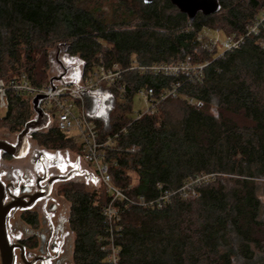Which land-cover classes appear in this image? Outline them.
Segmentation results:
<instances>
[{"label":"trees","instance_id":"obj_1","mask_svg":"<svg viewBox=\"0 0 264 264\" xmlns=\"http://www.w3.org/2000/svg\"><path fill=\"white\" fill-rule=\"evenodd\" d=\"M219 2L220 12L190 23L170 0H0V78L25 75L32 85L48 86L55 48L80 59L83 79L101 63L127 70L121 83L128 93L110 89L119 108L110 133L124 130L104 154L115 187L133 200L154 201L159 184L176 191L215 175L197 198L174 196L149 208L120 202L121 229L112 236L105 187L90 192L82 183L66 185L75 264H264V24L248 34L263 16L264 0ZM205 30L245 41L220 53L199 40ZM186 61L209 65L200 78L129 70L135 63ZM174 83L176 96L155 114L128 117L139 90L153 88L159 99ZM34 115L30 96L11 94L0 120L19 132ZM32 138L47 150L81 155L78 137L56 124ZM113 248L117 263L109 258Z\"/></svg>","mask_w":264,"mask_h":264},{"label":"built area","instance_id":"obj_2","mask_svg":"<svg viewBox=\"0 0 264 264\" xmlns=\"http://www.w3.org/2000/svg\"><path fill=\"white\" fill-rule=\"evenodd\" d=\"M264 24V13L255 26L250 28L248 34L255 33L258 28ZM199 40L208 43L210 48L218 49V44L213 40L210 34L205 30L199 36ZM245 41V36L227 35L226 40L222 43L224 52L235 51L241 48ZM220 52V53H224ZM135 67L129 70H140L141 72L153 71L162 73L167 76H195L200 78L204 69L209 63L194 66L191 61L181 62L174 65H155L152 67H140L135 63ZM127 70H123L118 64L110 67L105 63H101L87 78H81L76 82H54L46 87H38L28 82L25 75L14 78H0V112L7 111L10 106V95H28L31 97L32 109L33 99L38 95H44L45 98L40 101L39 106L49 115L51 122L56 120V125L61 132L78 137L81 145V161L87 165L98 178L101 185L110 195V202L104 209V213L109 222V233L114 234V229H121V211L119 203L126 205H136L143 208H149L154 205L163 207L174 196L183 199H192L199 196L198 188L208 182L215 175H206L192 180L184 187L176 191H166L162 185H158L161 191L159 198L154 201H147L144 196H140L137 200L131 199L124 191L115 187L112 176L108 173V162L104 156L106 150H111L115 140L123 133L124 130L111 134L106 133L103 137L97 122L89 115L86 106V98L93 92L106 88L109 92L113 89L118 96H124L128 93L126 84H122L124 74ZM173 89L164 93L161 98H155V90L146 88L138 91V94L144 97L148 108L140 113L143 115H153L158 110L162 101L169 96H176L180 87L179 83L172 85ZM105 90V89H104ZM134 98V97H132ZM153 101V102H152ZM192 101V100H191ZM76 109L79 111L76 114ZM135 148L131 149L134 152ZM106 169L104 173L103 170ZM132 186L129 187V189ZM113 263H117V249L113 248L109 257Z\"/></svg>","mask_w":264,"mask_h":264},{"label":"flooded vegetation","instance_id":"obj_3","mask_svg":"<svg viewBox=\"0 0 264 264\" xmlns=\"http://www.w3.org/2000/svg\"><path fill=\"white\" fill-rule=\"evenodd\" d=\"M1 141L16 145L18 136ZM30 151L29 146L22 159L4 153L0 156V181L5 187L0 204V264H75L71 202L61 185L74 183V175L55 180L70 172L55 173L53 168L58 165L46 153L30 156ZM27 158L21 167L10 164Z\"/></svg>","mask_w":264,"mask_h":264},{"label":"rangeland","instance_id":"obj_4","mask_svg":"<svg viewBox=\"0 0 264 264\" xmlns=\"http://www.w3.org/2000/svg\"><path fill=\"white\" fill-rule=\"evenodd\" d=\"M105 10H109L108 5H104ZM110 13V12H109ZM210 34L211 38L215 40L218 44V48L220 52H224L222 48V43L226 40V35L223 33H217L207 30ZM104 48L108 47L107 42L102 39L99 40ZM52 61H51V70L49 73V79L62 77L66 82H76L83 76L84 65L80 61L79 58H75L70 56L65 50L59 49V51L55 49L52 50L51 53ZM103 60L101 59V62ZM106 90V88H103ZM86 106L89 110V115L98 123L102 125V131L105 133H110L112 131V118L119 111L118 108V99L113 92H96L88 95L86 98ZM148 108L146 100L141 95H136L133 99V110L129 112L128 117L131 119H136L139 113H143ZM76 114L79 111L76 109ZM7 111L0 112V116H5ZM34 118V116H33ZM3 121L0 120V140L5 139H14L19 135V132H12L7 126H3ZM56 124V120H53L49 127L39 131L41 133H46L51 127H54ZM33 135V134H32ZM31 151L30 156L33 153H46L48 157L52 160V162L58 167L53 168L55 173L66 175L71 171L80 170L84 174H75L72 177V182L74 183H82L86 186L88 191H105L104 187L100 184L94 172L81 161V155L78 151L72 150H47L42 146H39L37 142L33 139L29 141ZM29 161V158L26 160L13 161L10 164H13L17 167H21V165L26 164ZM9 164V165H10ZM63 167V170H62ZM56 169V170H54ZM92 174V177H87V175ZM65 187V184H61ZM69 206V205H68Z\"/></svg>","mask_w":264,"mask_h":264},{"label":"water","instance_id":"obj_5","mask_svg":"<svg viewBox=\"0 0 264 264\" xmlns=\"http://www.w3.org/2000/svg\"><path fill=\"white\" fill-rule=\"evenodd\" d=\"M145 4L150 5L154 3L155 0H143ZM172 5L176 7L181 13L185 14L190 23L196 20L199 14L204 16L214 15L221 10V5L219 0H170ZM62 82L64 80L62 77L53 78L51 83ZM45 98L44 95H38L33 99V111L34 118H32L24 127V129L18 135V141L16 145L9 144L5 141L0 140V156L1 153L10 155L16 159L25 158L29 153V139L31 134L34 132L42 131L49 127L51 119L39 106L41 100ZM106 172V169L103 170ZM75 174H84L80 170L71 171L67 176L58 177L55 180H67ZM93 175H87V177H92ZM93 178V177H92ZM5 187L0 181V204L4 198ZM11 208V207H9ZM8 208V209H9Z\"/></svg>","mask_w":264,"mask_h":264},{"label":"crops","instance_id":"obj_6","mask_svg":"<svg viewBox=\"0 0 264 264\" xmlns=\"http://www.w3.org/2000/svg\"><path fill=\"white\" fill-rule=\"evenodd\" d=\"M101 91L109 92L108 90H104V89H100L99 91H96V92H101ZM96 92H93V93H96ZM91 94H92V93H91Z\"/></svg>","mask_w":264,"mask_h":264},{"label":"snow or ice","instance_id":"obj_7","mask_svg":"<svg viewBox=\"0 0 264 264\" xmlns=\"http://www.w3.org/2000/svg\"><path fill=\"white\" fill-rule=\"evenodd\" d=\"M62 170H63V167H62Z\"/></svg>","mask_w":264,"mask_h":264}]
</instances>
